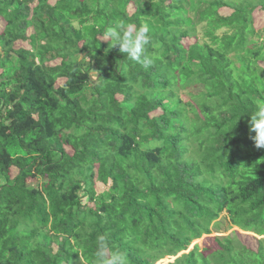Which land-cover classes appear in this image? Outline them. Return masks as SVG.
I'll use <instances>...</instances> for the list:
<instances>
[{"label": "trees", "instance_id": "obj_1", "mask_svg": "<svg viewBox=\"0 0 264 264\" xmlns=\"http://www.w3.org/2000/svg\"><path fill=\"white\" fill-rule=\"evenodd\" d=\"M259 6L0 0V264H94L100 235L126 264H155L210 234L202 221L224 210L262 237L248 255L264 257V148L248 124L264 103ZM117 21L148 27L152 66L109 48L102 32Z\"/></svg>", "mask_w": 264, "mask_h": 264}, {"label": "rangeland", "instance_id": "obj_2", "mask_svg": "<svg viewBox=\"0 0 264 264\" xmlns=\"http://www.w3.org/2000/svg\"><path fill=\"white\" fill-rule=\"evenodd\" d=\"M53 2V1H52ZM130 11H132V8H130ZM219 12L223 15H228L232 12L231 9L222 7L219 8ZM253 25L256 30H261L264 28V8L257 7L255 11L253 12ZM4 22L0 19V32L3 29ZM202 26H198L197 28V36H201L202 32ZM223 30L218 31V34H222ZM201 38V37H200ZM195 41L194 38H186L184 45L187 47L190 44H192ZM204 41V40H203ZM24 46L26 48H30L29 43L27 42H21L16 43L15 47ZM61 59H56L52 64H58L60 63ZM258 64L264 68V61H259ZM60 82H62L60 80ZM203 88V85L198 83L197 85L190 86L188 89L185 90H179V95L183 100L190 99L191 93H197L200 92V90ZM135 90H139V88L135 87ZM205 91V90H202ZM65 147L67 150L71 151L70 145L66 144ZM72 152V151H71ZM12 176H15L17 174V170L15 168H12L11 170ZM43 179L37 180V179H31L29 178L28 181L35 185H40ZM95 186L99 190H103L104 188L102 186H99L98 181H96ZM213 214H208L206 217L207 219L205 221H202L203 225H208L210 222V226L208 227L211 231L210 234H203L200 238L193 240L190 245L187 247L186 250L181 251L175 256H165L164 258H161L158 260L155 264H167L173 262L176 258L181 256L182 254H186L189 251H193V255L191 257L189 255H186L183 257V262H176V264H185V262L190 259L191 262H195V264H264V257L259 256L257 253L256 255L249 256L251 252L255 251L258 246V239L262 238L261 236H257L255 238V232L253 231H247L241 229V223L238 222V225L240 227H237L232 224V219L229 218L227 212L224 210L220 213V215L217 218H214L211 221ZM237 224V223H236ZM174 226V224H173ZM179 229L176 231L178 232ZM197 231V230H196ZM175 232V233H176ZM174 233V234H175ZM190 234L194 235L193 232H189ZM187 233L181 237L182 240H185L187 238ZM231 245L234 248V252L229 254L227 250V245ZM264 245V242H262ZM197 245V248L195 247ZM172 250V246L166 245L161 246L159 249H155L151 252L152 256L160 257L167 252ZM149 252V251H148ZM150 253V252H149Z\"/></svg>", "mask_w": 264, "mask_h": 264}, {"label": "clouds", "instance_id": "obj_3", "mask_svg": "<svg viewBox=\"0 0 264 264\" xmlns=\"http://www.w3.org/2000/svg\"><path fill=\"white\" fill-rule=\"evenodd\" d=\"M102 35L103 39L110 41L109 48L119 46V51L125 54L128 60L140 63L145 69L152 66L154 59L146 55V49L152 43L147 26L137 27L133 23L117 21L114 25L107 26ZM248 124L250 133H254L250 138L256 148H264V103L257 102ZM94 257V264H126L122 253L117 250L109 251L104 235L97 238Z\"/></svg>", "mask_w": 264, "mask_h": 264}, {"label": "bare ground", "instance_id": "obj_4", "mask_svg": "<svg viewBox=\"0 0 264 264\" xmlns=\"http://www.w3.org/2000/svg\"><path fill=\"white\" fill-rule=\"evenodd\" d=\"M183 83V82H182ZM63 187V186H62ZM78 200V199H77ZM89 222V221H88ZM73 226V225H72Z\"/></svg>", "mask_w": 264, "mask_h": 264}]
</instances>
